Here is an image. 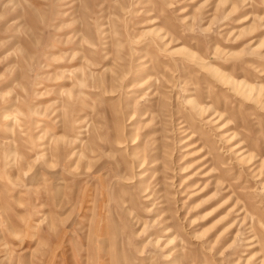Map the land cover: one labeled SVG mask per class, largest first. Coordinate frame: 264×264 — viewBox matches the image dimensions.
I'll return each instance as SVG.
<instances>
[{"label": "rangeland", "instance_id": "1", "mask_svg": "<svg viewBox=\"0 0 264 264\" xmlns=\"http://www.w3.org/2000/svg\"><path fill=\"white\" fill-rule=\"evenodd\" d=\"M0 264H264V0H0Z\"/></svg>", "mask_w": 264, "mask_h": 264}]
</instances>
